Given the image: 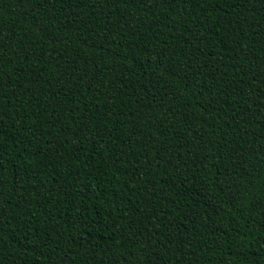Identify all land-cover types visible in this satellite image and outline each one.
<instances>
[{
  "label": "trees",
  "instance_id": "trees-1",
  "mask_svg": "<svg viewBox=\"0 0 264 264\" xmlns=\"http://www.w3.org/2000/svg\"><path fill=\"white\" fill-rule=\"evenodd\" d=\"M0 264H264V0H0Z\"/></svg>",
  "mask_w": 264,
  "mask_h": 264
}]
</instances>
